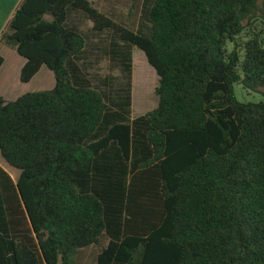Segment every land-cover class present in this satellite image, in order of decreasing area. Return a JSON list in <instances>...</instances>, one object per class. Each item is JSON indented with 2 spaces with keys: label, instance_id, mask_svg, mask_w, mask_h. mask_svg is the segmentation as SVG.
<instances>
[{
  "label": "trees",
  "instance_id": "16d2710c",
  "mask_svg": "<svg viewBox=\"0 0 264 264\" xmlns=\"http://www.w3.org/2000/svg\"><path fill=\"white\" fill-rule=\"evenodd\" d=\"M0 42L25 59L22 83L55 78L0 97V157L19 171L0 167V264H74L101 237L95 264H264V103L233 90L264 97V0H151L136 31L89 0H21ZM133 47L158 77L135 118ZM89 48L124 87L92 83Z\"/></svg>",
  "mask_w": 264,
  "mask_h": 264
},
{
  "label": "rangeland",
  "instance_id": "374dc122",
  "mask_svg": "<svg viewBox=\"0 0 264 264\" xmlns=\"http://www.w3.org/2000/svg\"><path fill=\"white\" fill-rule=\"evenodd\" d=\"M95 8L107 15L114 22L132 30L136 31L139 26L146 25V10L151 0H89ZM81 17L80 29L89 43L98 45V49H105L109 47L112 37L105 33L96 37L91 35L92 23L79 11L75 12ZM75 15L71 13V16ZM75 20L76 17L72 16ZM48 20V17H46ZM78 20V18L76 19ZM233 46L226 44V50L230 52ZM86 58L90 67L88 69L89 79L93 84L107 79L110 75V82L117 88L124 87V78L119 70H110V62L100 50L87 49ZM45 69V68H44ZM44 70L34 77V81L29 86H22L17 89L14 96L22 95L26 92H36L46 90L47 87H40L44 79ZM131 117L143 115L157 106V96L155 95V88L158 85V77L154 70L148 65L146 58L142 51L133 47L131 48ZM234 95L240 103H264V97L259 93L249 92L242 88L239 83L233 85ZM0 164L5 171L11 176L13 181H16L19 176V171L10 168L0 157ZM105 237H101L97 246H92L82 249L77 252L74 257V264H94L95 256L101 246L106 244Z\"/></svg>",
  "mask_w": 264,
  "mask_h": 264
},
{
  "label": "crops",
  "instance_id": "0c3cea01",
  "mask_svg": "<svg viewBox=\"0 0 264 264\" xmlns=\"http://www.w3.org/2000/svg\"><path fill=\"white\" fill-rule=\"evenodd\" d=\"M20 2L21 0H0V35L7 26ZM0 57L3 59V62L0 66V97L6 102L14 101L20 97L21 95L14 96L13 98V95L16 94L17 89L22 86L31 85L34 81V77L37 76L42 70H44L45 73L42 85L40 87H47L46 90H50L54 87V74L46 66H41L39 71L31 78L28 83H22L20 81V71L25 64V59L18 55L13 48L6 46L2 42H0ZM0 167L3 168L1 164Z\"/></svg>",
  "mask_w": 264,
  "mask_h": 264
}]
</instances>
